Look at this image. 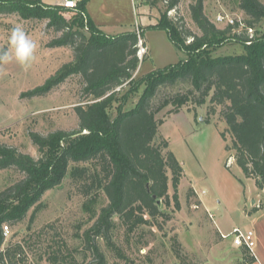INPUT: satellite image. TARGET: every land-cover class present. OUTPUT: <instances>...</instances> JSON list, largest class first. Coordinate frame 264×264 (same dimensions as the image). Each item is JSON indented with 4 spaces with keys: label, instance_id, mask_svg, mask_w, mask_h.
<instances>
[{
    "label": "trees",
    "instance_id": "1",
    "mask_svg": "<svg viewBox=\"0 0 264 264\" xmlns=\"http://www.w3.org/2000/svg\"><path fill=\"white\" fill-rule=\"evenodd\" d=\"M90 1L70 10L62 5L48 7L42 0H0V16L48 20L47 27L54 33L48 47H65L73 53L71 62L28 96L44 97L72 77L79 78L82 89L75 107L78 129L58 130L48 136L30 134L39 159L0 145V171L20 174L13 185L0 191V264H29L20 243L4 247L3 227L17 226L31 209L33 222L44 208V195L68 176L71 186L86 199L83 209L89 221H95L81 239L83 264H87V251L95 261L89 264H108L100 242L113 249L118 229L130 236L143 227L162 229L171 221L172 214L182 208L179 189L184 169L169 141L160 136L164 121L157 114L168 106L172 107L170 113H179L190 105L194 111L208 105L210 116L220 108L227 125L221 136L226 141L229 134L232 141L226 151L234 153L231 158L244 176L264 191V34L249 33L264 22V2L238 0L247 17L245 26L241 29L236 24L223 30L206 15L204 0H197L190 6L191 18L201 33L197 34L179 13L181 0H145L151 7L162 6L157 23L146 29L165 31L186 58L136 81L135 73L147 59L139 57L140 43L146 45L145 30L106 34L87 12ZM70 13L78 17L73 23L66 18ZM224 40L241 44L244 52L212 57L209 50L220 47ZM179 85L188 88L160 96L164 89ZM135 100L134 107L127 109ZM205 122L209 124L210 117ZM192 193L193 189L190 197ZM261 209L262 205L253 212ZM175 245V256L181 260L177 241ZM60 257L53 256L51 263L77 264L74 257Z\"/></svg>",
    "mask_w": 264,
    "mask_h": 264
},
{
    "label": "rangeland",
    "instance_id": "2",
    "mask_svg": "<svg viewBox=\"0 0 264 264\" xmlns=\"http://www.w3.org/2000/svg\"><path fill=\"white\" fill-rule=\"evenodd\" d=\"M43 1L47 6H56L59 2ZM196 1L181 0L179 13L194 33L201 34L190 14V6ZM204 6L206 15L218 28L224 30L227 27L217 23L219 15L233 19L234 25L239 24L241 29L244 28L247 17L239 9L238 0H204ZM161 7H151L145 0H91L88 4L92 19L110 36L145 30L146 45L140 43L139 57L142 59L147 56V59L135 73L136 81L150 72L177 64L186 58L165 31L146 29L157 23ZM66 18L73 23L78 17L70 13ZM48 24V20H26L17 14L0 16V49L9 46L10 30L16 25H22L37 43L36 59L31 67L25 69L13 61L7 65V79L0 81V145L17 148L36 160L40 155L30 134L48 136L58 130L72 132L78 129L75 107L82 97L78 77L70 78L44 97L28 96L36 88L44 87L64 64L73 60L69 48L48 47L54 37ZM252 34L263 35L264 22ZM209 52L216 58L239 55L244 49L235 41L224 40L220 47L211 48ZM187 88V85H179L164 89L160 96ZM142 93L143 88L139 96ZM135 102L126 108H133ZM190 106L183 108L179 114H192L196 124L188 125L189 118L185 114L173 117L164 129L170 136L167 138L170 150L184 169L179 189L181 210L173 213V219L165 223L162 229L143 227L130 236H125L123 230L118 229L113 249L107 248L101 241L100 246L107 253L108 264H150V261L153 264H199L202 259L206 263L213 239L221 238L222 234L228 235L236 228L246 231L248 217L255 213V207L260 206L253 207V202L257 200V194L264 196V193L258 192L253 179L244 176L231 158L234 153L226 151V145L231 146L232 141L229 134L226 135V141L221 136L227 129L221 118V109L218 108L210 116L208 105L198 107L196 111L193 105ZM171 111V106L166 107L157 114V119L163 120L165 124L177 114ZM208 117L209 124L205 122ZM19 178L20 174L15 170L0 171V191L13 185ZM191 189L192 197L189 196ZM194 190L204 205L200 206ZM41 202L44 208L36 214L33 222L31 217L34 210L31 209L27 218L17 226L4 225L9 226V233L4 236V247L10 242L20 243L29 264H52L50 258L57 254L61 256L60 260L74 257L77 264H83L84 247L81 239L95 221H89L83 209L86 199L71 186L70 176L59 187L48 191ZM227 240L232 241V238ZM176 241L181 260L175 256ZM86 262H95L91 251H87Z\"/></svg>",
    "mask_w": 264,
    "mask_h": 264
},
{
    "label": "crops",
    "instance_id": "3",
    "mask_svg": "<svg viewBox=\"0 0 264 264\" xmlns=\"http://www.w3.org/2000/svg\"><path fill=\"white\" fill-rule=\"evenodd\" d=\"M61 3L62 2L59 0V2L56 5H61ZM87 12H88V5H87ZM7 65L8 64L0 65V81L2 79H7L5 77L8 74ZM185 114L189 118L188 125H191V123L194 124L195 122H194V117L192 114L177 113L176 115H173L172 117H170V119H168L165 122V124L161 126L160 128L161 135L164 136L166 139L170 138V136L166 134L167 130L164 131V129H166L167 127V123L170 124L169 121L173 117L185 115ZM177 132L179 133L180 130H178ZM258 192L264 193V191H260V190H258ZM195 194L198 198L200 206L204 205V202L201 200L198 192L195 191ZM261 203H262L263 209L253 214H250V216L248 217V222H247V227H246V230H253L255 233L256 246L252 252L249 253L248 250L235 246L233 239L232 241H229L227 239H223L222 237L221 238L218 237V238L213 239V241L210 243L211 246H209V249H208V253H210V256L209 254L207 255L206 263L204 262L205 259H202L201 263L199 264H264V196L257 194V200L253 202L254 204L253 207L258 204L261 205ZM246 212L248 213L249 210H247ZM249 256H250V259L252 258L251 261L249 260Z\"/></svg>",
    "mask_w": 264,
    "mask_h": 264
},
{
    "label": "clouds",
    "instance_id": "4",
    "mask_svg": "<svg viewBox=\"0 0 264 264\" xmlns=\"http://www.w3.org/2000/svg\"><path fill=\"white\" fill-rule=\"evenodd\" d=\"M37 43L24 30L22 25H16L10 30L9 46L0 49V65L13 61L28 69L36 59Z\"/></svg>",
    "mask_w": 264,
    "mask_h": 264
},
{
    "label": "built area",
    "instance_id": "5",
    "mask_svg": "<svg viewBox=\"0 0 264 264\" xmlns=\"http://www.w3.org/2000/svg\"><path fill=\"white\" fill-rule=\"evenodd\" d=\"M62 3L61 5L64 6L67 9L70 10H76L82 2L85 0H60ZM217 23L224 24L226 26H231L235 24V21L233 19H230L228 17H224L222 15H219L216 18ZM253 30L249 29V33L252 34ZM211 216V215H210ZM213 218V216H211ZM9 233V226L4 227L3 235L7 236ZM223 239L232 238L235 246L248 250L252 252L256 246L255 241V233L253 230H240L238 228L234 229L230 234L228 235H221Z\"/></svg>",
    "mask_w": 264,
    "mask_h": 264
}]
</instances>
